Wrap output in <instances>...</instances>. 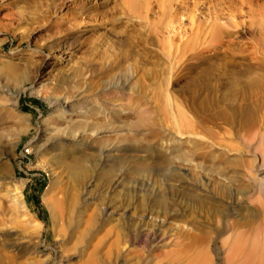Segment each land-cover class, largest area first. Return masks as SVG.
Returning <instances> with one entry per match:
<instances>
[{
    "label": "rangeland",
    "instance_id": "374dc122",
    "mask_svg": "<svg viewBox=\"0 0 264 264\" xmlns=\"http://www.w3.org/2000/svg\"><path fill=\"white\" fill-rule=\"evenodd\" d=\"M222 58L237 70L232 90L215 80ZM58 105L73 106L68 122L61 124ZM99 106L112 109L110 119ZM6 107L22 115V131ZM58 124L73 125L92 143L79 152H86L93 173L103 168L92 195L111 167L122 174L113 202L129 192L135 206L110 215L101 212L103 197L84 203L83 219L92 214L87 249L101 240L95 256L103 264H197V255L199 264L261 260L264 0H0V264L45 257L44 264L78 263L73 255L58 261V238L42 199L54 182L50 161L60 151L41 150L40 139L54 131L41 130ZM216 150L220 168L209 166L210 183L200 185V164L205 158L210 165ZM221 169L225 181L215 172ZM222 181L227 190L216 184ZM15 185L28 210L21 217L11 204ZM148 211L152 220L143 217ZM26 218L42 223L39 234H29ZM116 235L118 253L108 256Z\"/></svg>",
    "mask_w": 264,
    "mask_h": 264
},
{
    "label": "bare ground",
    "instance_id": "6f19581e",
    "mask_svg": "<svg viewBox=\"0 0 264 264\" xmlns=\"http://www.w3.org/2000/svg\"><path fill=\"white\" fill-rule=\"evenodd\" d=\"M221 40H222V37L218 36V38H216L215 43L219 44L221 42ZM215 80L217 81L218 85H223L226 83L228 85L227 87L229 90H232L233 88H235L237 86V84H238L237 70L233 67L232 63L228 59L225 60L222 58V59H219L217 61V71L215 74ZM119 86L117 84V85H113L112 87L118 89ZM64 100H65V102L69 101V98L66 97ZM15 104H16V102L12 103L13 106H15ZM60 107L61 106L58 105V108H60ZM99 108H101V107L99 106ZM97 109H98V107H97ZM6 110H8V107H6ZM14 110H16V107L14 108ZM111 110L112 109H110V108L102 107L101 110H98V111L101 112V114L104 117H106L107 119H110V117H111L110 111ZM59 111L62 115V118H61V120H62L61 124H62V123H65L69 119L68 118L66 120V118L68 117L67 115L73 114V106L72 105H63L61 107V110H59ZM118 111L121 112V110H118ZM9 113H11L13 115V117L15 118V125L14 126H16L15 128H17L18 131H20L23 127H25V122L23 121V119L21 117L22 115L20 116L18 112H15V111L13 112V110H10ZM77 113H79V112H77ZM5 114H6V112H5ZM85 114H87V113H85ZM8 118H9V116H8ZM85 119H87V118H85ZM70 120H71V118H70ZM72 121H75V120H72ZM99 121H101V120H99ZM110 121L108 123H110ZM80 122H81V120H80ZM80 122H78V124ZM106 122H105V120L103 121L104 124ZM97 123H99V122H97ZM108 123H106V124H108ZM61 124L60 125L58 124L59 126L54 125V126H56L54 129L44 127L41 130L43 134L48 133L49 131L51 133V130H54V131H52V134H50L46 137H43V139H40V140H42V142H41L42 143V149L41 150H44L45 148H49L52 146V147H56V149H59V151H60L57 154L53 155V157L50 161V163L53 164V166H54V167H52V174L54 177V182H52L51 184L46 186L44 195L42 197L43 201L48 203V206L50 209L49 211H50L51 219L53 222L52 226L54 228L55 235L58 238L57 246L60 247V252H59V257H58L59 260L58 261H64L65 258H67L70 255H73L74 257L75 256L78 257V261L76 260L78 262L77 264H103V262L100 260V257H98L99 255L95 256V250L97 252L96 248L98 246H100L99 244H101V240L95 246H93V249L91 251H88V249H87L88 248V242L86 240L87 239L86 238L87 237L86 236L87 235L86 224L90 220V217L92 214H91V211L89 214H87V216H86L87 222L85 221V219H83V218H85V215H86V209H85V207H83L84 203L90 204V203H92V199H95L98 197L99 198L103 197V199H105V200L103 201L101 199L103 201L101 203L102 205L100 207L101 212L103 213V211L106 212L107 210H109V214L111 213L110 215L117 214L116 210H118V209H122L124 211H127V210L131 209V207L133 208L135 206H130L131 205L130 201H132V200L129 197V192H125L123 197L120 199L115 198L116 201L113 202L115 196L113 195L112 191L116 187L119 186V184L121 182L119 180L121 178L120 175H122L120 173V171L119 172L116 171V170H119L116 168H115L116 169L115 173L112 172L111 167H110V169L107 168L108 170H106V171L110 172L109 174L111 175V177L106 179L105 182L102 184L100 193H97V195H95V196L92 195L91 187L95 186V184H96L95 182L99 178V173L101 171H103V168H102V170L100 169L101 170L100 172H98V173L95 172L96 174L93 173L94 171H92V170H94L95 168L94 169L92 168L93 167L92 162L89 163L91 165H87L85 162V159H87V158H85L84 154L86 152L84 151L85 152L84 153L82 151L84 154L79 153V152H81V150H83L85 148H91L92 143L90 144L89 141L84 140V138L82 137V133L79 132L78 130H76V127H73V125L70 126L69 124H64V126H61ZM91 124H93V122H91ZM94 124H95V122H94ZM102 124H101V126H102ZM79 125L81 126V123ZM46 126H47V123H46ZM94 126H96V125H94ZM103 126H105V125H103ZM77 127H79V126H77ZM99 127H100V125H99ZM2 136H3V133L0 134V140L3 141V139H1ZM2 141H0V142H2ZM0 146H2V144H0ZM39 147H40V145H39ZM160 148H162L161 150L168 151L169 146L163 145ZM107 149L108 148L101 149L100 153L104 154L105 152L108 151ZM220 155H221V151H218V150L214 151V155H213L212 159L210 160V162H211L210 165L207 164V162H206L207 160L205 158L202 160V162L200 164V169L202 170V178L199 180L200 185H203V186L206 185L207 186L210 183L211 179L207 175V173H208L207 168L209 166L210 167L214 166V167L218 168L220 166V164H219L220 158L218 159L219 161L217 160V158L220 157ZM106 158L104 160H106ZM232 161H233L232 157L227 158V163H231ZM3 165H5V164L3 163ZM143 169L146 170V167H144ZM215 172H217V174H219L220 176H223V178L221 177V179H223V180L228 179V176H226V172H224L223 169L216 170ZM251 172L252 171H250L249 169H246V173H244V175L246 174V176H248ZM220 176H217V177L221 181V179L219 178ZM230 178H232V177H230ZM260 179H261V177H260ZM261 180H264V177H262ZM213 181L215 182V180H213ZM216 181H218L217 178H216ZM216 184H218V186L220 187L219 188L220 191H222L221 189H223V190L228 189V187H226L227 184L225 185V183L223 181H222V183H220V185L218 182ZM20 186L15 185L12 189L13 192L9 191L10 193H12L11 194L12 195V197H11L12 203L11 204H13V210H14L13 212L17 216L20 215L19 217L23 216V214H25V213L27 214V211H28L26 206H25L24 201L22 200V193H21ZM232 186L233 185H231V187ZM216 187H217V185H216ZM8 190H10V189H8ZM8 190H6V191L8 192ZM231 191H233L234 194L238 193L237 190H236L237 193L234 190H231ZM219 192H217V193H219ZM228 192L229 191H227L226 194H228ZM82 202H83V204L81 206ZM154 203H156L160 206H164L165 203H167V202L161 198H156V199H154ZM92 213H94V212H92ZM119 213H120V211H119ZM107 214H108V212H107ZM118 215L120 216V214H118ZM16 217H14V218L16 219ZM25 217H27V216H25ZM107 217H106V219H107ZM110 217L112 218V216H110ZM143 217L146 218L147 220H152L153 216H152L151 211H148L146 214L143 215ZM117 218L119 219L118 216H117ZM117 218L114 217L113 220H117ZM17 219H18V217H17ZM26 219L27 220L24 221V224L28 228V230L30 232L29 234L34 235V236L36 234H39L41 231V228H42V223L40 221L32 219V218H31L32 220L31 219L29 220L28 218H26ZM19 222H21V221H19ZM147 222L148 221H146L145 223H147ZM111 231H112V228L109 229L107 232H111ZM150 231L152 233L153 229L151 228ZM119 243H120L119 239L116 235V237L113 239V241H111V243L106 247L107 250L105 251V254H107L109 256V254H111V251H113V249L115 250L116 253H118L117 250L119 247ZM59 247H58V249H59ZM199 252H201V251H198L195 255L200 254ZM250 253L252 254V251ZM96 254H99V253H96ZM108 256H107V258L109 259ZM45 259H47V257H45ZM45 259H44V261L41 259H36L34 261V263L35 264H44L45 262H48L47 260L45 261ZM194 260H195V262H197V264H199L198 255L194 258ZM245 264H264V255H261V260H259L258 263H255L254 259L251 258V259H247V262Z\"/></svg>",
    "mask_w": 264,
    "mask_h": 264
}]
</instances>
